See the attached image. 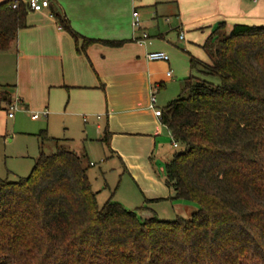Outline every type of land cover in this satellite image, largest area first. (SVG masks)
I'll list each match as a JSON object with an SVG mask.
<instances>
[{"label":"trees","instance_id":"trees-1","mask_svg":"<svg viewBox=\"0 0 264 264\" xmlns=\"http://www.w3.org/2000/svg\"><path fill=\"white\" fill-rule=\"evenodd\" d=\"M10 4L0 5V51L29 13ZM56 18L79 52L124 45L88 40ZM201 48L208 62L186 53L182 94L159 118L182 148L165 166L166 186L197 211L142 219L146 208L128 211L114 194L99 207L86 156L56 147L28 177H0V264H264V25L220 23ZM40 138L42 147L49 138Z\"/></svg>","mask_w":264,"mask_h":264},{"label":"crops","instance_id":"crops-1","mask_svg":"<svg viewBox=\"0 0 264 264\" xmlns=\"http://www.w3.org/2000/svg\"><path fill=\"white\" fill-rule=\"evenodd\" d=\"M8 1L0 0V5ZM242 6V0H50L48 10L27 14L25 28L8 50L0 51V98L2 103L8 98L30 110H47L64 125L96 121L98 130L103 126L101 141L107 130L111 154L120 161L123 174L140 185L149 181L144 168L149 170L150 161L162 158L160 151L168 145L164 126L148 108L150 94L156 90L157 101L162 90L182 92L189 77L186 53L208 62L201 48L206 38L220 23L231 26L244 20ZM133 12L140 27L131 32ZM254 14L253 9L246 13ZM56 16L65 18L83 38L124 45L113 49L96 43L79 52ZM172 31L179 41L186 39L184 49L176 48ZM142 34L147 40L139 43ZM152 52L167 54L168 62H149L146 56ZM8 89L11 94L4 92ZM156 107L165 108L158 101ZM49 139L59 142L55 147L75 153L67 137ZM80 154L88 161L85 152ZM139 208L150 212L149 196L134 211Z\"/></svg>","mask_w":264,"mask_h":264},{"label":"rangeland","instance_id":"rangeland-1","mask_svg":"<svg viewBox=\"0 0 264 264\" xmlns=\"http://www.w3.org/2000/svg\"><path fill=\"white\" fill-rule=\"evenodd\" d=\"M242 5V12L246 18L234 24L264 25V0H242ZM251 9L255 10L256 14L248 17L246 13ZM131 30L133 32L132 27ZM170 34L173 42L177 43L176 48L184 49L186 39L179 41L175 31ZM212 81L217 83L216 80ZM4 92L11 94L10 89ZM181 94L180 89L174 91V94L173 92L171 94V91L164 93L162 90L157 96L158 106L164 108L168 102ZM6 110L7 105L0 103V177L2 179L14 182L17 179L15 177H28L34 166V160L41 151L40 134L45 132L48 138L63 140L67 137L72 140L71 149L75 153L79 155L86 153L91 164L87 174L93 192L97 193L99 207H102L114 194L112 201L131 211L144 203L145 197L149 196V211H154L160 221H174L177 218L188 220L192 213L197 211L198 206L195 204L174 200V192L166 186L165 165L175 154L182 151L179 146L172 147L173 142L166 128L163 127V140L168 145H164L160 151L159 157L162 158H157V162L154 159L149 162V170L147 167L144 168V172L149 175V181L144 180L139 185L127 174H123L120 161L111 154L110 142L107 145L100 140L103 126L98 130L96 121L88 119L86 124L82 121H69L64 125L57 119L53 120V115L47 110H30L21 105L18 106L13 119H8ZM43 113H46V117L42 115ZM32 116H38V119L34 121ZM43 144L44 154L48 155L56 151L54 140H46ZM134 144L135 142H132V145ZM146 163L148 164V160ZM142 177L144 178L145 175L143 174ZM150 177H153V180ZM152 197H160V199L152 201ZM144 206L147 207L146 204Z\"/></svg>","mask_w":264,"mask_h":264},{"label":"built area","instance_id":"built-area-1","mask_svg":"<svg viewBox=\"0 0 264 264\" xmlns=\"http://www.w3.org/2000/svg\"><path fill=\"white\" fill-rule=\"evenodd\" d=\"M19 4H24L28 11L30 13H40L45 10H48L50 7V0H11L10 7L12 10H16L19 6ZM131 27L133 30H137L140 27V22L139 18L136 12L132 13V22H131ZM180 39L183 38V34L181 33L179 36ZM147 40V35L142 34V39L137 41L139 43H143ZM147 60L149 62H163L166 63L169 60V57L167 54L163 52H152L149 53L146 56ZM168 77L170 76V72H167L166 74ZM156 90H153V92L150 94L149 97V103H148V108L154 112L155 117L160 118L161 117V111L157 109L156 104V97H155ZM18 106H20L19 101L17 100H12L10 103L7 105V117L13 118L14 113L18 110ZM44 117H46V113L42 114ZM34 120L38 119V116H32ZM173 148H177L178 144L173 142L172 144Z\"/></svg>","mask_w":264,"mask_h":264},{"label":"water","instance_id":"water-1","mask_svg":"<svg viewBox=\"0 0 264 264\" xmlns=\"http://www.w3.org/2000/svg\"><path fill=\"white\" fill-rule=\"evenodd\" d=\"M138 216L142 219H150L152 217V214L148 211H141L138 213Z\"/></svg>","mask_w":264,"mask_h":264}]
</instances>
